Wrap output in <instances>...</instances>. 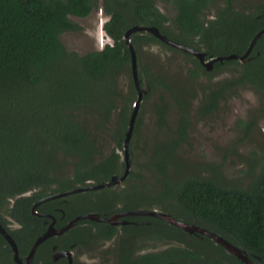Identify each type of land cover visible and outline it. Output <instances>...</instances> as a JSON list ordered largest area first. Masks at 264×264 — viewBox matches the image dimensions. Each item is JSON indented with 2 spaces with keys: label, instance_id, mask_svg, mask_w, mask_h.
Masks as SVG:
<instances>
[{
  "label": "trees",
  "instance_id": "16d2710c",
  "mask_svg": "<svg viewBox=\"0 0 264 264\" xmlns=\"http://www.w3.org/2000/svg\"><path fill=\"white\" fill-rule=\"evenodd\" d=\"M157 1L0 0V222L20 256L27 255L45 232V218L37 213L54 215L59 228L78 215L107 217L158 207L175 219L222 236L253 262L264 264V143L263 153L254 162L257 172L247 175L244 183L225 180L219 167L208 162L195 164L201 170L190 174L191 166L177 155L186 140L189 103L184 98L178 100V134L155 142L142 164L136 165L133 155L129 156L126 180L134 182L128 188L77 192L42 202L32 210L42 197L102 183L123 173L124 162L118 163L114 151L96 162L100 156L96 130L108 123L122 102L113 133L122 146L133 110L131 102L137 99L131 80L126 94L119 87L120 77L131 75L130 51L124 39L130 27L155 26L167 38L203 51L206 59L243 55L253 36L264 28V3L250 11L238 8L235 0H160L173 8L170 15L159 9ZM99 9L107 17L102 28L112 44L84 53L68 48L60 36L82 29L71 17L85 18ZM130 41L143 73L149 69L139 61L144 47L159 44L183 52L150 32H134ZM183 53L192 60L188 73L194 79L232 72L216 88L204 92L200 113H212L225 93L246 88L258 97L257 113L264 117V32L243 61H216L210 71L192 54ZM153 75L145 78L138 70L140 84L143 81L147 91L143 99L160 85L172 91L164 77ZM156 111L162 123L165 105L160 104ZM138 122L136 117L134 134ZM145 176L160 186L156 192L142 183ZM4 215L16 227H6ZM123 219L127 222L119 228L80 219L61 235L41 242L32 264H54L53 246L55 250L97 253L99 244L113 236L119 240L111 264H245L207 235L189 233L150 215H124ZM153 242L166 246L146 250ZM0 264H15L12 249L1 234Z\"/></svg>",
  "mask_w": 264,
  "mask_h": 264
},
{
  "label": "rangeland",
  "instance_id": "374dc122",
  "mask_svg": "<svg viewBox=\"0 0 264 264\" xmlns=\"http://www.w3.org/2000/svg\"><path fill=\"white\" fill-rule=\"evenodd\" d=\"M258 3H264V0H235L234 5L238 8L246 7L252 11ZM157 6L162 12L172 15L173 8L169 5L159 0ZM213 11V8L210 9L211 13ZM71 18L82 29L77 32H65L60 36L68 48L84 53L93 49H101L104 43H112L100 29V23L103 25L107 20L100 10L93 11L85 18ZM139 61L143 66L149 67L144 71L145 75L141 67L138 68L141 76L147 78L149 75L159 74L165 78L164 83L172 87V91L170 93L169 89L160 85L138 105L137 133L134 134L133 131L129 145L130 155H133L136 165L147 160L155 142L172 138L178 134L180 112L178 100L184 98L189 103L186 107L188 110L186 140L179 147L177 155L191 166L187 172L190 174L193 171L198 172L201 169L198 170L194 165L208 162L219 167L220 174L225 180L242 183L248 181L247 175H254L257 172L258 166L254 162L263 153L264 143V117L257 113L260 101L256 94L246 88L231 92V94L225 93L212 113L202 114L199 111V103L204 92L216 88L219 81L230 77L232 72L213 73L214 76L210 78L201 75L198 79H194L188 73V69L193 66L191 58L185 53L168 50L159 44L144 47ZM128 76L123 74L119 80L120 91L124 94L131 88ZM143 83L142 81V88H144ZM136 97L137 94L135 99ZM121 104L122 102H119L117 108L112 111L108 123L96 130L98 138L96 143L100 150V156H96V162L109 155L111 151L117 153L119 164L124 162L123 142L121 147L118 146L113 136ZM160 104L165 105L162 123L156 111ZM133 106L132 101L131 107ZM132 182L127 183L126 180L123 184L114 187L128 188ZM142 183L150 191L156 192L160 188L152 177L145 176ZM135 184L138 185V182ZM151 209L159 211L158 207ZM7 219L10 218L7 216ZM13 225L16 226L14 222ZM115 242L116 239L108 240L101 247L106 250L116 245ZM153 243L146 250H157L166 246L164 243ZM99 252L100 250L90 254L87 250H81L76 253L72 250L74 264H107L106 261L110 255L101 256Z\"/></svg>",
  "mask_w": 264,
  "mask_h": 264
},
{
  "label": "water",
  "instance_id": "95a60500",
  "mask_svg": "<svg viewBox=\"0 0 264 264\" xmlns=\"http://www.w3.org/2000/svg\"><path fill=\"white\" fill-rule=\"evenodd\" d=\"M137 31L150 32L151 34H153L156 38H158L162 42H164L168 45H171V46H173V47H175V48H177L183 52L190 53V54L194 55L198 59L200 64L203 65L206 68V70L208 71L211 69L212 64L216 61L222 62L223 60H230V59H237L238 61H243L244 58L252 50L256 40L264 32V28L261 29L260 31H258L253 36V38L251 39V41H250L246 51L243 53V55H237L235 53H231V54L226 55V56L214 57V58H210V60H205V55H204L205 53H203L202 51H199L195 48L180 44L178 42H175V41L167 38L165 35L161 34L159 32L158 28H156L155 26H137V25H135V26L130 27L125 32L124 39H125L126 45L128 46V49L130 51L131 77H132L134 87L137 91V99L134 102L133 110L130 114L129 121H128V127H127V130L125 132L124 140H123V159H124V171H123V173L121 175H113L110 177V179L108 181H105L102 183L86 185L83 187H75V188H71V189H68V190H65L62 192H55L53 194L47 195V196L39 199L35 203L34 207L37 204H40V203L45 202L47 200L63 197V196L69 195V194L87 191V190H98V189L104 188V187H110V186H113L114 184L122 182L128 176L129 170H130V159H129L128 146H129L130 138H131V135L133 132L134 124H135L138 105L142 99L143 94H145V92H146V90L140 88V81H139L140 79L138 77L136 53H135V50H134V48L131 44V41H130L131 34L134 32H137ZM135 214L154 216V217L162 219V220H164V221H166L172 225H175V226H177V227H179V228H181V229H183L189 233H200V234L207 235L211 239L215 240L217 243H219L223 247H225L229 252L234 254L238 259H240L245 264H256L255 262H253L249 258V256L247 255L246 252H242L238 247L232 245L229 241H227L222 236L217 235L214 232H211L205 228L198 227L194 224H190V223L180 221V220L175 219L174 217L170 216L167 213L157 211L154 209L153 210L126 211V212L113 214V215L107 216V217H100L97 214H93V213L78 215V216L74 217L72 220H70L67 223V225H65L64 227H62L59 230H56L55 228H53L52 225H49L46 232L43 233L41 236L37 237V239L34 241L33 245L31 246L28 255L25 257L26 264H29L31 257L33 255V253L35 252V249L37 248V246L41 242H43L44 240H46L48 237H50L52 235H60L62 232H64L68 228H70L72 225H74L80 219H89V220H93V221H100V222H108L111 224H117L118 221L116 220V218H119L120 216H124V215H135ZM0 234L4 237V239L10 245V247L12 249L14 261L17 264H22V262L18 256V250H17V245H16L15 241L12 239V237L9 235V233L1 226V224H0ZM70 253H72V251H70V250H59V251L55 252L54 255L57 257L58 256H67L68 258H70ZM67 264H71V261L69 260V262Z\"/></svg>",
  "mask_w": 264,
  "mask_h": 264
},
{
  "label": "flooded vegetation",
  "instance_id": "af4514ba",
  "mask_svg": "<svg viewBox=\"0 0 264 264\" xmlns=\"http://www.w3.org/2000/svg\"><path fill=\"white\" fill-rule=\"evenodd\" d=\"M172 40V39H171ZM203 52V51H202ZM183 53V52H182ZM204 53V52H203ZM205 55V54H204ZM194 56V55H193ZM206 56V55H205ZM195 57V56H194ZM211 58H214V57H211ZM205 60H210V58L209 59H206L205 58ZM200 63V62H199ZM214 64V63H213ZM213 64H212V66H213ZM138 68V67H137ZM211 69H212V67H211ZM210 69V70H211ZM210 70H208V71H210ZM131 77V75L130 76H128V79H129V82H130V80H131V84H132V86H133V88H134V90H135V92H136V94H137V91H136V89H135V87H134V84H133V81H132V77ZM140 81V80H139ZM140 88H142L141 87V84H140ZM142 89H144V88H142ZM146 93H147V91H146ZM145 93V94H146ZM145 94H143V95H145ZM137 98V97H136ZM142 99H143V96H142ZM142 99H141V101H142ZM130 117V116H129ZM136 117H137V115H136ZM135 121H136V119H135ZM134 128H135V124H134ZM134 128H133V130H134ZM133 133V132H132ZM132 136V135H131ZM124 140V139H123ZM130 141H131V138H130ZM129 145H130V142H129ZM128 149H129V146H128ZM129 156H130V149H129ZM123 161H124V159H123ZM113 176V175H112ZM126 181V179H124L122 182H120V183H117V184H114L113 185V187L114 186H117V185H121V184H123L124 182ZM89 182V181H88ZM89 185H91V184H89ZM79 187H81V186H79ZM88 191V190H87ZM62 192V191H61ZM83 192V191H82ZM29 193V192H28ZM64 197V196H63ZM43 198V197H42ZM60 198V197H59ZM41 199V198H40ZM38 201V200H37ZM36 201V202H37ZM36 202H34V204L33 205H35V203ZM37 205H39V204H37ZM36 205V206H37ZM35 206V207H36ZM34 207V206H33ZM35 207L32 209L33 210V212H35ZM40 217H43V218H45V220L43 221L44 223H46V229H45V232H46V230L48 229V227H49V225H52L53 226V228H55L56 230H59V229H61L62 227H64L65 225H67V223L70 221H67L66 223H65V225H63L62 227H56L55 226V223H56V218H55V216L54 215H52V214H50V213H46V212H41V213H37ZM61 214L63 215V212L61 211ZM115 214H117V213H115ZM4 219H5V221L7 222V223H5V225H6V227H8L9 229H11V228H13V227H16V226H14L13 225V220L10 218V219H7V215H4ZM61 217H63V216H61ZM123 217L124 216H120L119 218H116V220L118 221V223L117 224H113V225H115V227H120L122 224H124V223H126L127 221H125L124 219H123ZM46 219H49V221H47ZM72 220V219H71ZM12 222V223H11ZM11 223V224H10ZM0 224H1V222H0ZM1 226L3 227V225L1 224ZM73 226V225H72ZM71 226V227H72ZM70 227V228H71ZM4 229H5V227H3ZM69 229V228H68ZM67 229V230H68ZM6 230V229H5ZM67 230H65V231H67ZM7 231V230H6ZM64 231V232H65ZM8 232V231H7ZM44 232V233H45ZM64 232H62V233H64ZM9 233V232H8ZM61 233V234H62ZM60 234V235H61ZM10 235V234H9ZM54 236H59V235H52V237H54ZM51 237V236H50ZM13 239V238H12ZM113 239H116V244H117V242H118V236H113L110 240H113ZM106 241H108V240H106ZM105 241V242H106ZM101 245L102 244H99V249H100V252H99V255H101V256H105L106 254H109L110 255V258L109 259H107V264H111L113 261H114V259H112V254H113V250L116 248V245H114L113 247H109L108 249H103L102 247H101ZM38 247V246H37ZM54 247V249H53V251H52V253H51V258H52V261L54 262V264H67L68 262H69V260L71 261V264H74L75 263V261L73 260V257H72V253H70V258H68L67 256H55L54 255V253L55 252H57V251H59V250H55V246H53ZM37 249V248H36ZM36 249H35V251H36ZM17 250H18V248H17ZM70 251H72V250H70ZM105 251H107V253H105ZM29 253V252H28ZM35 253V252H34ZM34 253H33V255H32V257H31V259H30V262H29V264H32V262H33V258H34ZM28 255V254H27ZM27 255H23V256H20L19 255V252H18V256H19V259L21 260V262H22V264H26V260H25V257L27 256ZM12 259H13V253H12ZM13 261H14V259H13ZM14 263L15 264H17L15 261H14ZM37 264V263H36ZM38 264H40L39 262H38ZM46 264H49L48 262L46 263Z\"/></svg>",
  "mask_w": 264,
  "mask_h": 264
},
{
  "label": "clouds",
  "instance_id": "9594fccd",
  "mask_svg": "<svg viewBox=\"0 0 264 264\" xmlns=\"http://www.w3.org/2000/svg\"><path fill=\"white\" fill-rule=\"evenodd\" d=\"M99 10L101 11V9H99ZM101 13H102V11H101ZM100 24H101V25H100V29L103 30V28H102V23H100ZM105 35H106V34H105ZM105 44H107V43H104V45H105ZM108 44H112V43H108ZM104 45L102 44V47H103ZM102 47H101V48H102Z\"/></svg>",
  "mask_w": 264,
  "mask_h": 264
},
{
  "label": "bare ground",
  "instance_id": "6f19581e",
  "mask_svg": "<svg viewBox=\"0 0 264 264\" xmlns=\"http://www.w3.org/2000/svg\"><path fill=\"white\" fill-rule=\"evenodd\" d=\"M48 201V200H47Z\"/></svg>",
  "mask_w": 264,
  "mask_h": 264
}]
</instances>
